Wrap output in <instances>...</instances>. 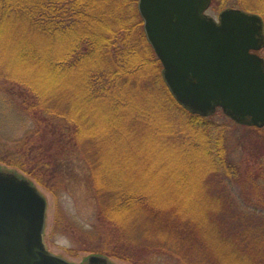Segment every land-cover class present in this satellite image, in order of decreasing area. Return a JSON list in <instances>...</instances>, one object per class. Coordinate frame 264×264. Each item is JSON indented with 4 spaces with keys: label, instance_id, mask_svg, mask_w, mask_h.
<instances>
[{
    "label": "trees",
    "instance_id": "obj_1",
    "mask_svg": "<svg viewBox=\"0 0 264 264\" xmlns=\"http://www.w3.org/2000/svg\"><path fill=\"white\" fill-rule=\"evenodd\" d=\"M14 1L0 6V164L41 184L45 175L64 188L63 170L81 157L106 236L89 252L131 264H153L162 256L179 264H264V126H246L259 143L233 161L219 141L224 127L177 103L159 70L151 83L137 60H127L134 46L119 39L124 16L113 12L112 0H31L30 7ZM119 1L131 11L126 18L141 24L135 0ZM76 28L85 30L79 42L85 39L65 55L49 53L44 69L40 35ZM137 44L152 59L143 30ZM92 50L110 56L100 58V68L79 69ZM63 69L77 72L78 81L41 79V73L61 75ZM4 109L17 116L19 133L5 131ZM150 115L157 118V141L142 133L151 127ZM75 125L85 126L89 136L74 139ZM198 144L202 155L193 157ZM186 155L194 169L208 163L209 173H198L206 176L194 191L185 188L192 169L177 162ZM174 189L176 196L168 194ZM184 198L200 212L181 209ZM170 205L181 214L165 211ZM116 208L124 209L120 219ZM136 214L145 225L137 226Z\"/></svg>",
    "mask_w": 264,
    "mask_h": 264
},
{
    "label": "water",
    "instance_id": "obj_2",
    "mask_svg": "<svg viewBox=\"0 0 264 264\" xmlns=\"http://www.w3.org/2000/svg\"><path fill=\"white\" fill-rule=\"evenodd\" d=\"M210 0H137L163 83L201 116L220 108L235 123L264 126L262 17L239 8L206 13ZM46 202L38 188L0 168V264H75L43 244ZM79 264H116L90 254Z\"/></svg>",
    "mask_w": 264,
    "mask_h": 264
},
{
    "label": "rangeland",
    "instance_id": "obj_3",
    "mask_svg": "<svg viewBox=\"0 0 264 264\" xmlns=\"http://www.w3.org/2000/svg\"><path fill=\"white\" fill-rule=\"evenodd\" d=\"M9 2V0H0V6L3 4V2ZM113 6L111 9L113 12H116L117 14L120 13V15L124 16L123 21L120 23L124 26V31H119V39H121L122 43H125L124 47L128 44H133L134 49L131 53H126L127 60L133 62L134 60H137V63L139 65L137 66L140 68L139 73L143 74L145 77V80H151V83H155L157 81V78L154 76V73L156 74L159 70V74L161 75V65H159V61L157 58H155V54H151L150 56H146L144 54V49L141 47V45L137 44L138 40V30H143L142 26V20L141 24H138L136 22V19H132L133 17L126 18L125 15L131 16V11L124 9V7L120 4L119 0H112L110 1ZM136 7H137V0ZM14 3L18 7L19 5L26 4L25 6L30 7L32 5L31 0H15ZM21 3V4H20ZM241 8L243 10L257 13L260 15L259 17H262L263 26L264 27V0H211L209 7L207 8V14L213 16L214 18L217 17L218 13L224 9V8ZM127 11V12H126ZM125 13V14H124ZM139 14V13H138ZM140 16V15H139ZM141 19V17H140ZM31 20H36V18L33 16ZM80 32V33H79ZM14 34V33H13ZM30 36H33V33L29 34ZM82 35H85V30L83 28H79L74 31L69 32L67 29H61L58 33L49 32L48 34H41V41L43 42L42 45H40L39 49L42 48V52L40 50V53L42 57L44 58L45 65H43V68H48V60H49V53L57 54V55H65L70 47L74 48L79 45V43L84 40L85 38H82L79 42V39ZM117 36V35H116ZM264 37V36H263ZM101 39L98 40V42ZM73 43L74 45L71 46L70 44ZM123 47V50H124ZM72 51V49H70ZM92 53H86L84 56L83 61H80L78 65V68L81 70H87V68L95 67L100 68L103 63H101V57L108 58L110 53L106 51V54H98L96 51L92 50L90 51ZM60 53V54H59ZM259 54L264 58V46L259 51ZM150 57V58H149ZM84 63V65H83ZM83 65V66H82ZM77 68V69H78ZM159 68V69H158ZM139 70V69H138ZM73 70L69 69H63L60 74L55 73V71H46L48 73L47 75L45 73H41V79H45L47 83H51L55 80H60L65 82L69 81H78V73L72 72ZM44 72V70H43ZM72 86V84L70 85ZM7 109H4L3 116L5 125V131L8 133L17 134L20 131L18 130V122L17 116L9 112ZM5 111V112H4ZM5 113V114H4ZM208 119L212 122H215L218 125H221L223 128L222 136L219 137V141H222L224 144V148H226L227 155L229 158H231L233 161H240L241 158L244 156H247V150L253 145L254 147H257L259 142H256L257 137L252 132L256 133V131L250 130L248 127L244 125L235 124L234 122L230 121L228 117H226L220 109L215 110V112L209 116H207ZM148 118V117H147ZM150 122L149 126L150 128H146L147 126L145 124L144 128L142 129V133L150 135V140L156 139L157 141V135L154 133L153 127L156 125L157 118L153 115H150L149 119ZM17 123V124H16ZM73 130V135L75 136L74 139L76 140H82L83 138H86L89 136L88 130L85 126L82 125V127H78L75 125ZM261 134H264V132H261ZM203 143V142H202ZM155 147H158L157 144H155ZM222 147V148H223ZM202 147L200 144H198L195 147V153L193 152L192 156H200L202 155ZM205 150V149H204ZM207 152V150H205ZM188 155H191L188 153ZM183 156L181 158L177 159V162L181 165L187 166L190 171L189 175V183L185 186L186 189L194 191L197 187V180L203 179L206 175H200L198 173L203 172L202 169H206V173H209L208 163L206 164L202 162L201 169L200 164L198 163L197 168L194 169L193 165L190 164V158L189 156ZM75 156V159L69 162V165H67V169L63 170L65 172V185L63 187H59L55 185L48 177L45 175L41 176V180L44 184L51 187V190H48L46 187H44V184H41L38 179L32 178L31 176H28L27 174L21 173L20 170L15 168L6 167L2 164H0V168L8 169L9 171H14L19 176L25 177L33 183L40 193L44 196L45 202H46V209H45V223H44V229H43V244H45V247L51 251L52 253L59 255L63 257L64 259L70 261L71 263L79 264L83 263L85 259L92 254V252H89V250L94 247V244L99 242L102 238H106L104 233L101 234L100 230V224L96 221L98 216V205L96 203L95 198L92 195L91 188H90V181L89 179V172L87 170V163L81 158ZM181 159V161H180ZM175 166V165H174ZM210 183V182H209ZM206 184L203 186V191L209 187L210 184ZM192 194L194 192H191ZM168 194L175 195V189L171 192H168ZM189 194V193H188ZM191 194V195H192ZM176 196V195H175ZM182 197V196H181ZM185 198L195 199V196H186ZM183 199L184 205L181 207V209H184L186 212H195V210H198L196 207L195 202H190L186 199ZM161 199V198H160ZM176 199H174L175 202ZM182 200V199H181ZM180 203V201L178 202ZM164 207V206H163ZM118 208V207H117ZM115 209V213L118 217V219L122 218V214L124 209L120 208L121 210ZM165 211L169 212L170 214H181L180 209L174 208L172 205L169 206V210L166 209ZM198 212H200L198 210ZM189 213V214H191ZM202 213V212H201ZM188 214V215H189ZM138 220H137V226L145 225L143 221H141L140 214H136ZM109 217V216H108ZM146 223L148 225H151V222L149 219L146 218ZM134 231V230H132ZM101 234V235H100ZM104 235V236H103ZM101 254V253H98ZM104 255V254H102ZM106 256V255H105ZM109 258V261L116 263V264H131L128 261L118 260L117 258ZM153 264H179L176 260H173L169 256H162L159 259H156Z\"/></svg>",
    "mask_w": 264,
    "mask_h": 264
},
{
    "label": "flooded vegetation",
    "instance_id": "obj_4",
    "mask_svg": "<svg viewBox=\"0 0 264 264\" xmlns=\"http://www.w3.org/2000/svg\"><path fill=\"white\" fill-rule=\"evenodd\" d=\"M210 2H211V0H210Z\"/></svg>",
    "mask_w": 264,
    "mask_h": 264
}]
</instances>
